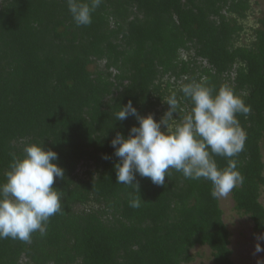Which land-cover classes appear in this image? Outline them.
I'll use <instances>...</instances> for the list:
<instances>
[{"label": "trees", "instance_id": "trees-1", "mask_svg": "<svg viewBox=\"0 0 264 264\" xmlns=\"http://www.w3.org/2000/svg\"><path fill=\"white\" fill-rule=\"evenodd\" d=\"M250 8L249 0H103L92 23L77 26L66 0H0V182L30 142L56 151L64 169L53 185L62 211L46 235L0 239V264H184L198 245L211 248L214 264H234L211 182L170 169L163 186L138 174L139 188L116 183L111 140L137 124L115 119L129 100L160 120L171 93L179 115L191 110L182 84L230 85L251 106L237 114L246 142L234 158L244 177L234 207L264 232V15L238 45Z\"/></svg>", "mask_w": 264, "mask_h": 264}, {"label": "clouds", "instance_id": "clouds-1", "mask_svg": "<svg viewBox=\"0 0 264 264\" xmlns=\"http://www.w3.org/2000/svg\"><path fill=\"white\" fill-rule=\"evenodd\" d=\"M66 2L75 24L87 26L103 0ZM180 92L192 107L179 120L173 116L180 109L175 93L163 99L168 109L160 120L151 113L141 115L131 100L115 113L116 120L132 116L137 121L127 136L117 132L111 140L119 158L114 165L116 183L139 188L138 174L163 186L169 170L175 169L187 179L210 181L214 198L227 196L244 182L234 159L244 151L246 142L237 114L249 115L251 106L230 85L214 90L203 78L182 84ZM216 156L227 158V166L218 167ZM58 159V153L46 149L43 142L26 143L23 154L13 157L0 182V239L28 243L33 233L46 235L50 217L62 211V195L53 186L64 178ZM142 201L141 196L132 197L129 206L139 208ZM257 251L261 249L257 247Z\"/></svg>", "mask_w": 264, "mask_h": 264}, {"label": "rangeland", "instance_id": "rangeland-1", "mask_svg": "<svg viewBox=\"0 0 264 264\" xmlns=\"http://www.w3.org/2000/svg\"><path fill=\"white\" fill-rule=\"evenodd\" d=\"M251 8L246 12V18L240 19L244 30L238 45L249 44L254 37V29L259 25L258 19L264 15V0H249ZM234 76V75H233ZM190 109L184 110L182 115L174 113V118L182 119ZM160 114L162 112L160 111ZM159 117V113L157 114ZM264 154V151H263ZM264 160V156H263ZM260 201L264 204V186L262 187ZM220 207L223 211L222 220L230 231L231 259L234 264H264V232L255 229V224L247 214L235 209L232 191L224 197H219ZM257 247L261 251H257ZM211 248L207 245H198L191 250L192 260L184 264H214Z\"/></svg>", "mask_w": 264, "mask_h": 264}]
</instances>
